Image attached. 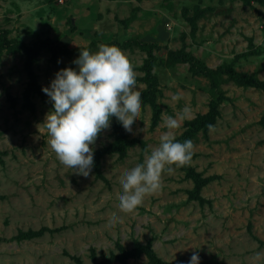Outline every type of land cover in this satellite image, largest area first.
Segmentation results:
<instances>
[{
    "label": "rangeland",
    "instance_id": "1",
    "mask_svg": "<svg viewBox=\"0 0 264 264\" xmlns=\"http://www.w3.org/2000/svg\"><path fill=\"white\" fill-rule=\"evenodd\" d=\"M100 44L135 70L142 112L133 145L84 177L48 144L42 88ZM185 106L173 132L193 141L189 165L123 213L121 178L159 145L162 113ZM263 242L264 0H0V264H153L146 249L166 264H264Z\"/></svg>",
    "mask_w": 264,
    "mask_h": 264
},
{
    "label": "clouds",
    "instance_id": "2",
    "mask_svg": "<svg viewBox=\"0 0 264 264\" xmlns=\"http://www.w3.org/2000/svg\"><path fill=\"white\" fill-rule=\"evenodd\" d=\"M72 63L77 67L60 69L42 88L52 108L40 126L47 132L48 144L60 163L88 177L90 166L94 165V149L90 145L110 129L113 121L132 135L136 122L141 120L143 97L137 92L135 70L115 45L100 44L96 52L80 49ZM171 99L178 102L182 94L173 93ZM190 112V107L185 106L175 115L162 113L167 131L161 133L159 145L150 154L145 152L143 162L121 178L119 208L123 213L136 212L146 197L162 189L166 172L192 159L193 141L180 142L173 132ZM206 127L210 134L215 131L213 124ZM120 219L114 216L111 225ZM187 264H200L199 255L193 253Z\"/></svg>",
    "mask_w": 264,
    "mask_h": 264
},
{
    "label": "trees",
    "instance_id": "3",
    "mask_svg": "<svg viewBox=\"0 0 264 264\" xmlns=\"http://www.w3.org/2000/svg\"><path fill=\"white\" fill-rule=\"evenodd\" d=\"M116 134H117V139H116V142L112 146L103 148L99 151L94 152V166L97 167V171L98 170L100 171V168H99L100 158L104 154L106 153L113 154V153H122V152L124 153L126 152V149L128 146L133 145V142L127 139L122 129L118 130ZM185 139L186 138H184V140ZM185 165L186 166L189 165V162L186 163ZM262 244H264V242ZM145 252L153 264H166L162 262L158 257H156L155 253L151 249H146Z\"/></svg>",
    "mask_w": 264,
    "mask_h": 264
}]
</instances>
